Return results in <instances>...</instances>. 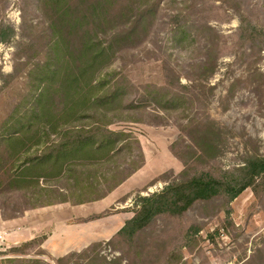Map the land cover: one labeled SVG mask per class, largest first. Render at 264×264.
Instances as JSON below:
<instances>
[{
  "label": "rangeland",
  "instance_id": "rangeland-1",
  "mask_svg": "<svg viewBox=\"0 0 264 264\" xmlns=\"http://www.w3.org/2000/svg\"><path fill=\"white\" fill-rule=\"evenodd\" d=\"M126 3L132 6L128 20L142 9L146 18L131 40L116 46L107 75L101 76L122 78L124 103L134 101L139 108L123 114L112 110L108 129L129 134L117 145L128 142L129 149L114 155L109 168L118 166V177L136 166L144 169L112 194V203L100 212L108 214L131 209L137 195L157 192L177 178L184 163L172 145L190 142L191 123L209 119L224 130L223 151L214 159L222 167L250 154L264 156V47L240 33L238 14L264 28V0H118L117 6ZM49 16L39 0H0V23L14 28L8 43L0 40V264H165L190 224L200 230L190 246L179 247V264H264V193L255 195L251 188L230 203L228 218L222 200L196 202L181 216L157 217L132 243L121 237L95 241L67 253H78L69 259L58 261L63 256L37 246L43 233L22 241L25 230L7 221L24 216V224L32 226L56 212L65 218L77 203L87 207L88 201H78L82 185L84 198L102 192L104 197L108 189L94 185L105 170L95 162L84 164L83 174L61 179L40 177L43 172L34 168L42 149L36 145V62L45 57L51 36ZM205 60L212 65L208 72L198 68ZM155 87L181 98L157 110L148 100ZM13 248L20 252H10Z\"/></svg>",
  "mask_w": 264,
  "mask_h": 264
},
{
  "label": "trees",
  "instance_id": "trees-1",
  "mask_svg": "<svg viewBox=\"0 0 264 264\" xmlns=\"http://www.w3.org/2000/svg\"><path fill=\"white\" fill-rule=\"evenodd\" d=\"M117 3L118 0H39L44 13L50 15L47 22L51 32L45 57L36 62V145L42 146V149L36 152L34 168L43 172L38 175L40 177L61 179L70 173L78 176L83 174L84 164L95 162L96 166H102L105 170L101 180L98 178L94 185L104 183L108 192L138 168L136 166L119 177L115 172L118 166H114L111 172L112 167L109 168V163L114 165V160L111 161L114 155L118 156L129 149L128 142L117 146L129 134L108 129L113 122L112 110L123 114L139 107L134 101L124 103L126 92L122 86L123 79L114 76L106 79L104 69L115 56L116 46L135 36L147 14L142 9L134 19L128 20L131 4L126 3L120 9ZM238 14L240 33L258 40L264 47V28L253 23L245 14ZM99 29L102 35H99ZM0 33L3 34L0 40L8 43L14 28L1 22ZM211 66L210 61L205 60L198 68L204 71L208 68V72ZM166 89L155 87L148 92V100L155 104L157 110H166L181 98L175 92L161 94ZM182 130L185 132L187 125H183ZM223 132L209 119L191 123L188 128L190 142L181 140L182 146H178L179 143H174V147L172 145V152L184 163V169L161 190L137 195L130 209L133 211L132 217L109 241L121 237L127 243H132L135 236L157 217L181 216L196 202L220 199L228 218L230 203L246 188H251L255 195L263 194L264 156L250 154L241 163L227 168L215 162V157L224 148V140L221 139ZM22 133L26 134L27 131L23 130ZM51 134L53 139H50ZM183 154L188 156V160ZM78 167L82 169L79 171ZM79 192V202L103 195V192L94 196L87 193L85 198L82 197L87 192L84 185ZM64 201L66 199L60 202ZM44 204L48 205L49 202ZM105 214L108 212L97 217ZM199 230L200 225L190 224L181 237L180 246L175 245L168 252L165 264H179V247L190 246ZM43 241L44 238L37 240L36 245H42ZM28 245L24 243V246ZM10 252H20V249L13 248ZM75 254L78 253L66 254L58 261Z\"/></svg>",
  "mask_w": 264,
  "mask_h": 264
},
{
  "label": "crops",
  "instance_id": "crops-1",
  "mask_svg": "<svg viewBox=\"0 0 264 264\" xmlns=\"http://www.w3.org/2000/svg\"><path fill=\"white\" fill-rule=\"evenodd\" d=\"M143 169L141 166L140 169L128 175L104 197H94L88 200L87 207L79 208L77 206L79 203L72 206L70 216L65 218H60L62 213L56 212L57 216H48L41 221H37V219L32 221V226L24 224V216L17 220L7 221V223L11 222V225L15 224L19 226L18 228L25 230L20 232L22 241L29 240L38 233H43L42 247L55 257L64 256L70 251H80L95 241H107L116 234L127 219L132 217L133 212L124 208L125 210L100 217L97 215L112 203V194L126 184L128 179H134Z\"/></svg>",
  "mask_w": 264,
  "mask_h": 264
}]
</instances>
